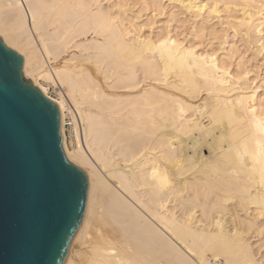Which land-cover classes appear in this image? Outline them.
Returning a JSON list of instances; mask_svg holds the SVG:
<instances>
[{
  "label": "bare ground",
  "instance_id": "obj_1",
  "mask_svg": "<svg viewBox=\"0 0 264 264\" xmlns=\"http://www.w3.org/2000/svg\"><path fill=\"white\" fill-rule=\"evenodd\" d=\"M135 1L165 10L166 0ZM169 1L193 18L200 42L233 29L245 48L264 51V0ZM129 3L0 0V35L58 103L64 149L89 176L67 264H264L262 246L254 252L250 241L264 235L262 85L252 86L246 57L230 73L235 44L219 59L213 43L199 53L170 25L144 33ZM202 93L203 105L189 101Z\"/></svg>",
  "mask_w": 264,
  "mask_h": 264
},
{
  "label": "water",
  "instance_id": "obj_2",
  "mask_svg": "<svg viewBox=\"0 0 264 264\" xmlns=\"http://www.w3.org/2000/svg\"><path fill=\"white\" fill-rule=\"evenodd\" d=\"M8 54H13L9 56ZM0 128L3 186L0 193V260L13 264L20 236L17 146L26 135L40 161L34 182L41 217L40 255L67 264L85 218L89 176L64 149L61 111L24 73V55L0 35Z\"/></svg>",
  "mask_w": 264,
  "mask_h": 264
},
{
  "label": "rangeland",
  "instance_id": "obj_3",
  "mask_svg": "<svg viewBox=\"0 0 264 264\" xmlns=\"http://www.w3.org/2000/svg\"><path fill=\"white\" fill-rule=\"evenodd\" d=\"M129 1H130L129 3L130 6L129 5L127 6V8H129L127 13L132 14L134 16L135 21L137 20L136 22L138 23V25L143 28L144 33H147V32L149 33L151 28L153 30L155 29L154 32H157L160 29H163L164 27H168L170 25L169 27L171 28L172 35L174 36V38L176 39L178 38L180 41L184 42L185 45H189L195 42L194 46L196 47V50L199 53L201 52L205 53L206 51L207 53H212L211 43H213V47L217 48L214 52H216L217 57L219 59L223 56V54L226 53L227 48H229L230 45L235 44L236 46H238L240 48V52H238V54L233 59L234 63L230 67V73L234 75L237 62L241 60L240 59L241 57H246V66H248V71H249L248 77H249L250 82H252V86L256 88L258 85H262L260 88L257 89L256 98L257 99L261 98L264 102V51L261 53H257V52L254 53L253 50L245 48L246 46L244 42L240 40L241 39L240 35L235 36L233 29H229L228 31H226L227 34L224 35V38L223 39L221 38V40L217 38L215 39L211 38L209 40L205 39L203 40V42H200L201 40L199 38L196 39L195 35L192 34L191 32L192 29L190 25L192 24L193 18H191V20H188L190 17L186 13L181 12L183 10H181L179 7L174 6L176 3H173L172 1H169V0L165 1V10L162 13L153 11L152 9L142 10L143 7L140 3H138L135 0H128V2ZM154 14H155V19L153 18L154 19L153 22L149 23V20L152 21L150 18ZM171 16H173L172 19H171ZM197 19L200 20V17ZM210 23L213 24L212 27H216L218 31L220 30L221 26L218 23V18H212L208 24ZM223 26H226V24H224ZM206 31H207L206 34H208L209 30H206ZM208 37L209 36L206 35V38ZM220 41L221 42L225 41V44L220 45V47H226L225 49L224 48L219 49L217 47L219 46ZM73 52H77V50L72 51L71 54ZM232 75H229V76H232ZM156 85L162 90H166L170 92L174 91V89L172 90V88L164 84L163 85L156 84ZM250 91H251L250 89L247 90V93L249 94ZM49 94L52 95L53 97H57L55 89L52 86L49 89ZM205 97H206V93H202L199 97L190 98L189 101L195 106L203 105L205 102ZM200 120L202 121V125L206 127L204 130L201 131V135L199 136L198 134H200V132L195 131V136L198 138L199 142H201L203 138L205 137V133H206V129L208 127L207 125L209 121L208 118H204V117L201 118ZM70 133H71V128H67L66 135H67L68 145H70V142H71ZM208 139L210 141L211 139L210 135L208 136ZM191 142L192 140L189 141L190 144ZM203 152L205 155H208L209 154L208 148L204 147ZM230 225L231 224L229 223L228 226ZM250 241H251L252 247H254V252H258V249L261 248L259 250L262 252V254L264 253V235H258L257 233L253 235L252 233L250 237ZM258 246H262V247L258 248ZM257 257L260 258V255L259 256L257 255Z\"/></svg>",
  "mask_w": 264,
  "mask_h": 264
},
{
  "label": "snow or ice",
  "instance_id": "obj_4",
  "mask_svg": "<svg viewBox=\"0 0 264 264\" xmlns=\"http://www.w3.org/2000/svg\"><path fill=\"white\" fill-rule=\"evenodd\" d=\"M12 56L13 54H8ZM2 66V62H0ZM264 111V109H262ZM264 131V122L261 123ZM18 207L20 236L16 243V259L13 264H46L40 255L41 217L38 212V197L34 178L39 174L40 161L26 135L17 146ZM3 136L0 128V193L3 186ZM0 264H3L0 260Z\"/></svg>",
  "mask_w": 264,
  "mask_h": 264
},
{
  "label": "built area",
  "instance_id": "obj_5",
  "mask_svg": "<svg viewBox=\"0 0 264 264\" xmlns=\"http://www.w3.org/2000/svg\"><path fill=\"white\" fill-rule=\"evenodd\" d=\"M67 128H71L69 118H67V121H66V123H65V130H67Z\"/></svg>",
  "mask_w": 264,
  "mask_h": 264
}]
</instances>
